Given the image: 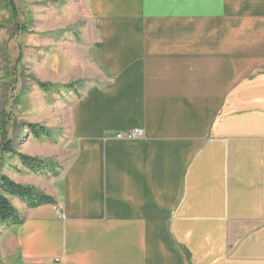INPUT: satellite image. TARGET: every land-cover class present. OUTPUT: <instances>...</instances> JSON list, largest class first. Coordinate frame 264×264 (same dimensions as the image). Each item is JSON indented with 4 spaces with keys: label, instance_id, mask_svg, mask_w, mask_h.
I'll return each instance as SVG.
<instances>
[{
    "label": "crops",
    "instance_id": "0c3cea01",
    "mask_svg": "<svg viewBox=\"0 0 264 264\" xmlns=\"http://www.w3.org/2000/svg\"><path fill=\"white\" fill-rule=\"evenodd\" d=\"M88 10L96 76L70 105L71 159L11 178L54 204L10 200L0 264H264V0Z\"/></svg>",
    "mask_w": 264,
    "mask_h": 264
},
{
    "label": "rangeland",
    "instance_id": "374dc122",
    "mask_svg": "<svg viewBox=\"0 0 264 264\" xmlns=\"http://www.w3.org/2000/svg\"><path fill=\"white\" fill-rule=\"evenodd\" d=\"M10 1L12 10L0 0V129L5 133L0 147L10 142L17 153L49 166L35 173L0 149L1 170L10 180H23L26 172L56 177L71 159L70 105L82 91L78 87L95 75L86 62L96 27L88 0ZM31 125L47 134L35 138Z\"/></svg>",
    "mask_w": 264,
    "mask_h": 264
},
{
    "label": "trees",
    "instance_id": "16d2710c",
    "mask_svg": "<svg viewBox=\"0 0 264 264\" xmlns=\"http://www.w3.org/2000/svg\"><path fill=\"white\" fill-rule=\"evenodd\" d=\"M7 2L12 10V2L10 0H7ZM41 86L43 88L45 87L44 85ZM28 129L35 138H39L40 136L47 134L45 129L36 127L35 125L29 126ZM0 137L2 140L5 139V133L2 129H0ZM1 147L0 149L2 152L14 154L20 159L23 166L35 173L49 166L47 162L41 159H35L17 153L14 149H12L10 142H5ZM1 168L2 166H0V226L5 224L17 225L21 223V218L19 217L17 210L10 203V198H18L26 202L30 208L38 207L44 204H54V200L50 196L42 193L38 189L28 185H21L10 180L2 173Z\"/></svg>",
    "mask_w": 264,
    "mask_h": 264
},
{
    "label": "built area",
    "instance_id": "2783aa9c",
    "mask_svg": "<svg viewBox=\"0 0 264 264\" xmlns=\"http://www.w3.org/2000/svg\"><path fill=\"white\" fill-rule=\"evenodd\" d=\"M142 137H143V131L139 130V129H134V130H131V131H128V132L117 134L115 136L116 139H128V140L142 138ZM59 218L61 220H65V217H64L63 214H60Z\"/></svg>",
    "mask_w": 264,
    "mask_h": 264
}]
</instances>
